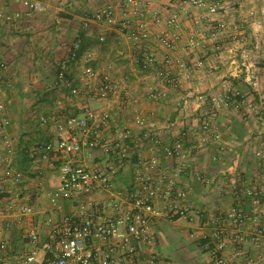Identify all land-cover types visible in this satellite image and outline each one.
Masks as SVG:
<instances>
[{
  "label": "crops",
  "instance_id": "crops-1",
  "mask_svg": "<svg viewBox=\"0 0 264 264\" xmlns=\"http://www.w3.org/2000/svg\"><path fill=\"white\" fill-rule=\"evenodd\" d=\"M37 1L42 8L33 11L20 0H0V62L4 63L0 102L9 120L0 131V184L7 166L6 141L13 144L10 168L22 174L19 185L10 180L2 184L0 243L6 248L0 249V264H20L33 250L27 235L30 229L39 234L41 249L54 224L69 213L67 203L58 208L48 199V193L60 186L58 163L35 164L30 154L39 146L55 144L58 128L67 118L82 116L86 107L110 115L100 127L102 137H118L126 129L134 134V140L127 141L128 158L114 176L115 191L130 187L133 172L144 159L158 156L162 170L173 169L175 162L164 159L162 149L173 143L187 122L180 119L179 98L161 96L169 87L159 75L162 70L180 75L177 63L182 59L188 62L189 90L236 91L242 116L223 112L217 120V141L213 133L208 138L190 137V158L178 185L186 193L192 220H156L154 245L146 254L154 256L156 264H216V255L222 264H264V0H205L203 7H186L175 0H136L131 6L108 0L113 4V24L89 20L97 7L93 5L87 16L83 0ZM212 7L214 14L209 13ZM218 25L222 32L217 31ZM182 40L191 45L188 54ZM168 42L171 49L165 46ZM231 42L237 44L235 50ZM74 52L77 57L89 54L88 64L100 79L116 84L117 92L107 100H95L81 87V94L73 96L56 83L53 75L59 62ZM198 62L204 67H198ZM66 75L80 86L78 64L67 67ZM140 118L153 127H138L135 121ZM75 162L111 167L99 149L88 147ZM193 171L204 173L208 184L195 181ZM16 194L33 208L20 225L4 205ZM109 197L97 191L82 201H108ZM233 208L243 215L238 226L227 216ZM195 211L202 216L194 217ZM215 229H221L226 239L220 252L211 237Z\"/></svg>",
  "mask_w": 264,
  "mask_h": 264
},
{
  "label": "built area",
  "instance_id": "built-area-1",
  "mask_svg": "<svg viewBox=\"0 0 264 264\" xmlns=\"http://www.w3.org/2000/svg\"><path fill=\"white\" fill-rule=\"evenodd\" d=\"M20 1L29 10L42 8L37 0ZM122 1L129 6L137 3L136 0ZM209 11L214 13V7ZM16 17L17 15L7 16L5 19L10 21ZM93 19L113 24V4L98 9L93 13ZM89 61V54L77 57L75 52L72 53L70 58L59 62L53 75L54 80L73 96L81 94V87L92 94V99L107 100L117 92L118 86L107 79H100L98 72L88 64ZM76 64L80 67V86L74 85L66 75L67 67ZM3 68L4 63L0 62V70ZM109 118L107 112L86 107L82 116L67 118L65 124L58 128V140L55 144L39 146L30 154L35 164L42 161L58 163L60 186L48 193V199L51 205L58 208L61 203H67L69 213L54 224L50 238L42 244L41 249L38 248L37 231H28V238L34 247L21 258L20 264H156L154 256L146 254V250L149 251L154 245L156 220L163 217L170 220H192V211L185 202L186 193L178 185V176L183 166L180 161L185 153L187 134L181 132L174 137L172 144L163 146V158L175 160L178 163L175 169L162 170L161 158L158 156L144 159L133 172L130 187L124 192H117L114 176L128 158L130 147L127 141L134 140V134L130 130H122L118 137H102L100 127ZM135 123L140 128L145 127L141 118L136 119ZM8 125L9 120L4 115V107L0 102V131ZM149 127H153V124L150 123ZM146 136L149 137L147 134ZM4 145L8 154L3 159L7 166L1 183L10 180L17 186L22 181V174L10 168L8 157L13 151V144L6 141ZM83 147L99 149L108 157L111 167L103 169L76 163L75 157ZM2 184L0 193H3ZM97 191L109 193V200L82 201L84 197ZM4 205L19 225L33 213L32 206L24 203L18 194L4 200ZM193 214L197 218L202 216L201 211ZM227 216L234 226H238L243 218L237 208H233ZM235 236L234 238H238ZM211 237L215 241L216 252L222 251L226 243L222 230L215 229ZM251 241L256 242V239L251 237ZM5 248V244L1 242L0 249ZM40 251L42 257H39ZM216 264H222L217 255Z\"/></svg>",
  "mask_w": 264,
  "mask_h": 264
},
{
  "label": "rangeland",
  "instance_id": "rangeland-1",
  "mask_svg": "<svg viewBox=\"0 0 264 264\" xmlns=\"http://www.w3.org/2000/svg\"><path fill=\"white\" fill-rule=\"evenodd\" d=\"M173 0H166V2L171 3ZM84 4H87L86 7V12L85 14L88 16L89 13L95 6L97 7L95 12L100 9L101 7L108 5L109 3L108 0H83ZM177 4H181L183 6H188L190 4L193 5H198V6H204L205 0H175ZM94 5V7H93ZM92 6V7H91ZM215 9V8H214ZM209 13H211L209 11ZM216 13V9L215 12ZM211 13V14H214ZM92 17L88 18L89 20H94L93 19V13L91 14ZM177 25V24H176ZM217 27V28H216ZM215 28L217 31H223V28L220 27L219 25L216 26ZM177 28V27H176ZM216 31V32H217ZM169 44V42L167 43ZM165 43V46H167ZM230 45L232 46L231 49H234V47L237 46L236 43L231 42ZM168 48H172L171 44L167 46ZM191 48V45L185 41L182 40V49L184 52L188 54V49ZM238 48V47H237ZM250 49V48H248ZM247 49V50H248ZM235 50V49H234ZM178 64V69H180L181 73L180 75H172L168 73L166 70H162L161 75H159V78L163 80L164 84L169 87L167 91L165 90L163 95L164 99L170 98L175 94V98H179L181 102V117L180 119L184 120L186 125H183L180 127L181 129L176 133V136L181 133L185 132L187 134L186 136V142H185V153L182 156V159L180 162H182V171L183 173L186 170L187 166V160H189V149L187 148L189 143L190 137L193 135H201L203 138H208L210 137V134H216L215 135V140L217 141L219 139L218 136V131H217V120L224 116L223 112L229 111L231 116L236 118L237 116H242V113H240L243 108H239L238 101L236 98L238 97L236 91L232 90H222V91H215L211 92L212 94H203L201 91H193L192 89L189 90L188 88V62L184 61L183 59L179 61ZM198 67L203 68L204 63L203 62H198ZM203 70V69H201ZM169 90V91H168ZM177 96V97H176ZM245 112V111H244ZM144 128H152L149 127V124H145ZM129 130V129H126ZM125 131V130H124ZM175 136V137H176ZM204 142V141H203ZM202 142V144H204ZM167 160V159H166ZM175 162V160H172ZM169 161V162H172ZM175 166H173V169H175L178 166V163H174ZM194 172V171H193ZM180 173V174H181ZM194 175V180L203 184H208V179L204 176V173L201 171H195L193 173ZM197 177L201 178L200 180L197 179ZM57 181H60L59 176H56Z\"/></svg>",
  "mask_w": 264,
  "mask_h": 264
},
{
  "label": "trees",
  "instance_id": "trees-1",
  "mask_svg": "<svg viewBox=\"0 0 264 264\" xmlns=\"http://www.w3.org/2000/svg\"><path fill=\"white\" fill-rule=\"evenodd\" d=\"M3 197V195L2 194H0V198H2Z\"/></svg>",
  "mask_w": 264,
  "mask_h": 264
}]
</instances>
